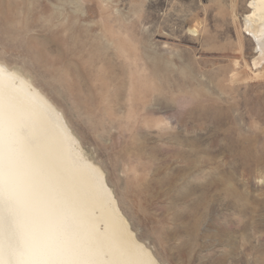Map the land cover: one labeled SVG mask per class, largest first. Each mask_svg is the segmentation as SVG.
Returning <instances> with one entry per match:
<instances>
[{"label":"rangeland","instance_id":"374dc122","mask_svg":"<svg viewBox=\"0 0 264 264\" xmlns=\"http://www.w3.org/2000/svg\"><path fill=\"white\" fill-rule=\"evenodd\" d=\"M253 1L0 0V63L61 112L158 264H264Z\"/></svg>","mask_w":264,"mask_h":264},{"label":"bare ground","instance_id":"6f19581e","mask_svg":"<svg viewBox=\"0 0 264 264\" xmlns=\"http://www.w3.org/2000/svg\"><path fill=\"white\" fill-rule=\"evenodd\" d=\"M247 20L264 60V0ZM0 264H158L100 168L27 76L0 63Z\"/></svg>","mask_w":264,"mask_h":264}]
</instances>
